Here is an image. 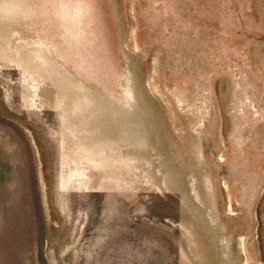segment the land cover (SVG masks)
Listing matches in <instances>:
<instances>
[{
  "label": "rangeland",
  "instance_id": "1",
  "mask_svg": "<svg viewBox=\"0 0 264 264\" xmlns=\"http://www.w3.org/2000/svg\"><path fill=\"white\" fill-rule=\"evenodd\" d=\"M0 264H264V0H0Z\"/></svg>",
  "mask_w": 264,
  "mask_h": 264
}]
</instances>
